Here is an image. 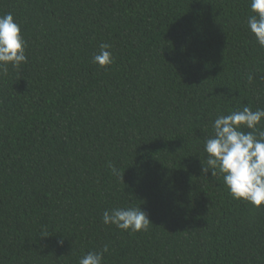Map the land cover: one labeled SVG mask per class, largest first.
<instances>
[{
    "label": "trees",
    "instance_id": "16d2710c",
    "mask_svg": "<svg viewBox=\"0 0 264 264\" xmlns=\"http://www.w3.org/2000/svg\"><path fill=\"white\" fill-rule=\"evenodd\" d=\"M7 13L27 63L0 73V264L105 245L102 264H264V205L202 171L214 120L264 109L250 0H0ZM101 44L110 66L92 62ZM117 207L153 225H105Z\"/></svg>",
    "mask_w": 264,
    "mask_h": 264
},
{
    "label": "clouds",
    "instance_id": "9594fccd",
    "mask_svg": "<svg viewBox=\"0 0 264 264\" xmlns=\"http://www.w3.org/2000/svg\"><path fill=\"white\" fill-rule=\"evenodd\" d=\"M250 8L252 14L247 19L248 28L259 46L264 48V0H250ZM26 46L13 15H0V73H7L9 66L19 68L22 63H27ZM110 47L101 44L92 62L101 67L113 64L115 58ZM247 79L252 82V75ZM262 120L264 109L253 111L248 106L218 116L212 125L214 135L205 141L208 167L202 169L205 174L210 169L212 177L219 172L234 199L244 200L255 207L264 205V129L258 128ZM109 167L113 175L120 176L115 166L110 164ZM102 222L132 232L148 231L153 225L141 207L105 210ZM106 252L107 245L102 251H90L79 259V264H102Z\"/></svg>",
    "mask_w": 264,
    "mask_h": 264
}]
</instances>
